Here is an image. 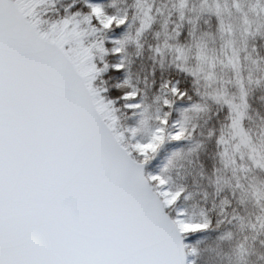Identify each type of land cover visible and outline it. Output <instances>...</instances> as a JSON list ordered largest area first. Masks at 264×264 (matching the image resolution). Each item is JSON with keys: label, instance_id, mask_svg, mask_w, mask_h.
I'll return each mask as SVG.
<instances>
[{"label": "snow or ice", "instance_id": "6c2138e0", "mask_svg": "<svg viewBox=\"0 0 264 264\" xmlns=\"http://www.w3.org/2000/svg\"><path fill=\"white\" fill-rule=\"evenodd\" d=\"M188 4L177 0L180 21ZM131 7L130 18L117 0H70L44 19L55 0H0V264H197L201 240L186 241L206 233L227 245L229 264L264 259V126L255 135L246 125L264 57L251 61L254 76L240 55L264 39V5L245 12L232 0L240 26L226 21L227 0H202L187 29L177 23L170 34L165 21L148 48L162 69L172 57L154 112L126 76V49L140 54L154 17L146 0ZM177 104L185 107L173 120ZM213 108L201 131L194 120ZM184 162L214 189L211 207L183 206L193 195ZM233 201L255 211L241 215Z\"/></svg>", "mask_w": 264, "mask_h": 264}, {"label": "trees", "instance_id": "16d2710c", "mask_svg": "<svg viewBox=\"0 0 264 264\" xmlns=\"http://www.w3.org/2000/svg\"><path fill=\"white\" fill-rule=\"evenodd\" d=\"M70 0H55V8H47L42 10V18L47 19L49 17H55L56 10H59L61 14H63V7L67 5ZM224 0H221L223 3ZM256 0H240L243 11L248 12L250 5L254 4ZM133 3V0H117V7L121 10H127L129 17L135 13V9L130 7ZM148 5H151V15L154 17V22L152 25V31L147 33L146 40L144 43V47L141 50L140 54L137 55V51L134 46H129L127 51V60L130 61L128 64L126 76L129 79L131 85L137 89L138 98L139 96L145 97V103L148 104L149 111H155V104H153V98L155 93L159 88L160 77L161 74L165 76V78H170V74L172 69L169 68V64L172 60V57L166 56L164 58V68L162 69L159 63V57H157L156 61H153L149 58L148 48L150 45L155 43L154 33L160 32L161 39H163V25L165 21H167V30L171 34L173 28L177 23H183L185 29L190 27L187 23L189 18H195L199 14V9L202 4V0H189L188 8L184 9L185 20H179V13L175 9V5L177 0H146ZM260 3L264 5V0H260ZM77 7H80L78 4ZM74 10V9H73ZM225 19L228 22H231L237 26L242 24V18L239 13L236 12L235 8L232 7V0H227V11L224 13ZM208 16L206 14H200V18L196 21L197 25L205 31H211L213 34V39L216 40L215 44L211 41L209 43L210 47H219V40L215 37V29L209 28L208 25L205 24V21L208 20ZM248 19L250 21L255 22L256 17L254 14L249 12ZM211 23L214 25L215 17L212 18ZM133 28L131 31L134 33L136 23H133ZM253 27H255V23H253ZM264 31V28L261 29ZM252 47L256 48V52H251ZM251 53V59L244 61L243 57L247 54ZM247 53L241 52V62L245 65V69H252L253 75H257L255 72V66L252 64V60L257 59V54L260 57H264V39H261L259 36L254 40L248 41ZM125 78L122 75L119 80H109L108 85H113L115 83L122 82ZM127 91V89H125ZM230 91H235V89H230ZM113 96L115 95L114 90L112 91ZM249 103V112L248 115L251 117L250 120L246 121L247 127L251 130V132L255 135H259V129L261 126H264V88H258L253 86L252 90L248 96ZM116 106L120 109V114L122 121L126 124L132 125L138 119V117L132 116V114L122 107V102L117 101ZM185 107L183 104H177L176 108L178 110L173 111L172 117L173 120H179L181 118V111ZM215 109L213 108L212 112H209L208 115L202 116L197 119L196 124L202 126L201 131H205L208 126L214 123L215 117L213 116V112ZM212 117V119H209ZM205 121H208L206 124ZM203 139V137H200ZM170 148H167L166 151H170ZM166 154L162 153L159 158L161 161L163 156ZM184 168L180 169V174L185 175V169L191 172V176L188 177L189 188L188 191L192 192L193 195L190 197L188 201L184 202V207L191 210L192 205L203 206V207H211V203L214 199L213 192L214 189L209 186L206 178H201L197 175L198 168L195 166H189L187 162H184ZM154 170V169H153ZM206 174L208 173V169H205ZM175 177V173L173 174ZM205 193H207V200H205ZM215 199L219 200V197H215ZM233 206L237 207V210L241 215H245L247 212H254L255 209L249 205L247 209L240 208L233 201ZM231 211V209H228ZM231 228V225L228 226ZM234 232L235 238H242L241 234L238 233L235 229H232ZM247 234V233H246ZM215 234H203L201 236H190L188 237L186 242H191L195 245L196 240H201L199 245H196L198 249L201 251V255L197 260V264H229V259L225 255L227 252V245H222L221 247L216 246V242L214 239ZM257 252L264 253V247H261L259 243L256 244ZM252 260L255 264H264V259H257L256 256L252 257Z\"/></svg>", "mask_w": 264, "mask_h": 264}, {"label": "rangeland", "instance_id": "374dc122", "mask_svg": "<svg viewBox=\"0 0 264 264\" xmlns=\"http://www.w3.org/2000/svg\"><path fill=\"white\" fill-rule=\"evenodd\" d=\"M131 8H132V7H130V10H131ZM135 11H136V10H135ZM133 26H134V25H133ZM245 71H246V69H245ZM190 115H191V114H190ZM202 116H203V115H202ZM202 116H200L199 118H201ZM199 118H196V119L194 120V122H196V120L199 119Z\"/></svg>", "mask_w": 264, "mask_h": 264}]
</instances>
